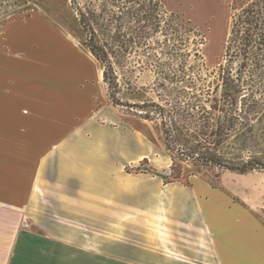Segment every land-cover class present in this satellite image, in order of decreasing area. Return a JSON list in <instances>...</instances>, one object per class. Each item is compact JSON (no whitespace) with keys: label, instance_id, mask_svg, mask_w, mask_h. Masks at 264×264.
I'll return each instance as SVG.
<instances>
[{"label":"crops","instance_id":"crops-1","mask_svg":"<svg viewBox=\"0 0 264 264\" xmlns=\"http://www.w3.org/2000/svg\"><path fill=\"white\" fill-rule=\"evenodd\" d=\"M93 66L0 50V264H264L235 187L164 183L143 140L99 121Z\"/></svg>","mask_w":264,"mask_h":264},{"label":"trees","instance_id":"trees-1","mask_svg":"<svg viewBox=\"0 0 264 264\" xmlns=\"http://www.w3.org/2000/svg\"><path fill=\"white\" fill-rule=\"evenodd\" d=\"M71 5L83 46L101 67L109 103L160 131L171 170L178 171L170 182L189 185L208 169L264 170V161L248 152L264 124V0H229L221 61L212 69L202 54L205 33L168 11L165 0ZM141 76L148 83L139 88ZM124 91L144 99L124 101ZM183 165L190 166L186 179Z\"/></svg>","mask_w":264,"mask_h":264},{"label":"rangeland","instance_id":"rangeland-1","mask_svg":"<svg viewBox=\"0 0 264 264\" xmlns=\"http://www.w3.org/2000/svg\"><path fill=\"white\" fill-rule=\"evenodd\" d=\"M77 1L81 3L82 0ZM228 3L229 0H165L168 11L180 15L205 33L202 54L209 69L221 61L229 20ZM31 12H34L31 19L20 21ZM1 24V31L6 24L0 36V50H4L5 54H22L24 57L27 55L39 61L46 58L47 54H82L84 61H92L95 83L100 89L98 105L108 106L111 112L109 119L100 118L99 121L102 124H111L112 129L123 128L130 131L134 141L143 140L148 146V152L140 164L145 169L146 165L149 166V173L160 176L164 183H169L170 176L178 173L174 168L171 170L172 160L163 147L161 133L155 124L137 117L133 111L114 108L109 103L102 78L97 80L100 65L95 63L83 46V34L71 0H5L0 4V26ZM66 63H69L68 60ZM8 82L11 83V80ZM147 83L146 76H141L137 81L139 88ZM121 99L136 103L143 100L144 95H129L124 91ZM248 150L249 154L264 161V124L257 126L256 137ZM189 168L190 166L183 165L182 175L185 179ZM136 169H140L138 164L131 167L130 171L135 172ZM197 177L208 180L212 186H219L224 182L235 187L242 205L252 208L264 221V170L237 174L208 169L188 181L191 182ZM178 183L185 185L184 180Z\"/></svg>","mask_w":264,"mask_h":264}]
</instances>
